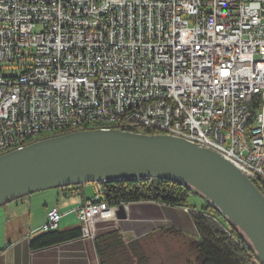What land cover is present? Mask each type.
<instances>
[{
    "label": "built area",
    "instance_id": "built-area-1",
    "mask_svg": "<svg viewBox=\"0 0 264 264\" xmlns=\"http://www.w3.org/2000/svg\"><path fill=\"white\" fill-rule=\"evenodd\" d=\"M69 121L183 138L264 181V0H0V154ZM114 210L93 186L81 238Z\"/></svg>",
    "mask_w": 264,
    "mask_h": 264
},
{
    "label": "water",
    "instance_id": "water-1",
    "mask_svg": "<svg viewBox=\"0 0 264 264\" xmlns=\"http://www.w3.org/2000/svg\"><path fill=\"white\" fill-rule=\"evenodd\" d=\"M162 179L210 205L264 264V194L218 153L183 138L109 129L74 130L0 155V206L52 188ZM125 219L122 204L114 210Z\"/></svg>",
    "mask_w": 264,
    "mask_h": 264
},
{
    "label": "crops",
    "instance_id": "crops-1",
    "mask_svg": "<svg viewBox=\"0 0 264 264\" xmlns=\"http://www.w3.org/2000/svg\"><path fill=\"white\" fill-rule=\"evenodd\" d=\"M52 189L56 190L35 192L40 194H30L0 206V264H99L91 238L80 237L39 250L30 249V239L41 234L33 230L45 222L47 210L57 208L62 214L59 229L79 226L75 209L93 194L91 183ZM199 205L200 210L204 201ZM125 211V219L96 222L95 235L118 228L125 237L136 239L132 244H139L146 250L152 244L163 250L170 238L191 245L197 239L194 238L196 230L192 216L181 207L140 201L127 203ZM189 232L193 233L189 235ZM186 262L191 264V258H186Z\"/></svg>",
    "mask_w": 264,
    "mask_h": 264
},
{
    "label": "trees",
    "instance_id": "trees-1",
    "mask_svg": "<svg viewBox=\"0 0 264 264\" xmlns=\"http://www.w3.org/2000/svg\"><path fill=\"white\" fill-rule=\"evenodd\" d=\"M132 130L146 134L156 133L154 130L142 127H135ZM70 131L73 130L55 131L51 136ZM46 137L49 136L40 138ZM25 144L27 143H23V145ZM95 184L101 186L104 200L110 206L140 201H154L171 206H189L188 197L192 194L184 186L157 178L122 179ZM254 184L264 194V181L255 180ZM203 210L218 216V213L205 202ZM191 216L198 233V239L192 245L197 256L199 255L197 264H252V255L237 233L230 227V231L227 233L217 222L199 212H192ZM80 237V226L68 229L58 228L34 236L29 241V247L31 250H39ZM93 242L99 264H120V254L128 251V247H126L128 244H124L120 232L116 229H111L102 235H95Z\"/></svg>",
    "mask_w": 264,
    "mask_h": 264
},
{
    "label": "rangeland",
    "instance_id": "rangeland-1",
    "mask_svg": "<svg viewBox=\"0 0 264 264\" xmlns=\"http://www.w3.org/2000/svg\"><path fill=\"white\" fill-rule=\"evenodd\" d=\"M52 132H47L43 136H51ZM41 136H36L33 140L40 139ZM56 189H45L41 190L40 192H51ZM39 192V191H38ZM35 194L40 193H32V196H35ZM203 202L201 198H199L195 194H190L188 197V204L194 205L195 208H192L190 206H178L181 207L185 212L189 213L191 215L192 212H199L200 214H203L209 218H211L213 221L217 222L219 220L224 226H228L225 221L216 215H211L210 212L207 210L198 209L200 206L199 204ZM123 206L127 205V203H121ZM116 208V206H114ZM125 210V208H124ZM126 212V211H125ZM114 220H117L116 218H113ZM109 219V220H113ZM39 228V227H38ZM36 228V229H38ZM116 229L120 232L118 228H112ZM196 230V228H195ZM36 232V231H33ZM31 232V233H33ZM39 232V231H38ZM42 233V232H40ZM193 232H189V235H191ZM120 235L122 237V240L124 244H128V251L124 254H120L121 263L120 264H187L186 258H191V264H197L198 258L195 256L194 248L191 244L182 243V241H178L175 239L170 238V242L167 245L163 246V250H158V246L155 244H152L151 248L148 247V250L145 248H142L141 246L138 247V245L133 244L131 241H135V238L125 237L123 233L120 232ZM194 238L198 239V233L195 231ZM131 238V240L129 239ZM196 239V240H197ZM181 240H183L181 238ZM127 250V249H126ZM144 250V251H143ZM251 254V253H250ZM252 255V254H251ZM138 259H141V261H138ZM252 264H260L257 259L252 255Z\"/></svg>",
    "mask_w": 264,
    "mask_h": 264
},
{
    "label": "bare ground",
    "instance_id": "bare-ground-1",
    "mask_svg": "<svg viewBox=\"0 0 264 264\" xmlns=\"http://www.w3.org/2000/svg\"><path fill=\"white\" fill-rule=\"evenodd\" d=\"M132 116H133V109H124L123 110L122 119H131ZM77 128H78V121H69V122L64 123V126L62 127V131L67 130V129H72L74 131ZM50 131L52 132V128H45V134L47 132H50ZM33 141H36V140H32L31 142H33ZM27 144H29V143H27ZM27 144H25V145H27ZM25 145H23V143H20V148L25 146ZM4 153H6V152H3L1 154H4ZM95 183H97V182H95ZM95 183L93 184V186H99L98 184H95Z\"/></svg>",
    "mask_w": 264,
    "mask_h": 264
}]
</instances>
